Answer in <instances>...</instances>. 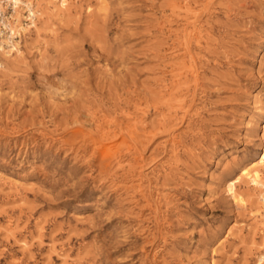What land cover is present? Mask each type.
Listing matches in <instances>:
<instances>
[{
    "label": "rangeland",
    "instance_id": "obj_1",
    "mask_svg": "<svg viewBox=\"0 0 264 264\" xmlns=\"http://www.w3.org/2000/svg\"><path fill=\"white\" fill-rule=\"evenodd\" d=\"M22 2L0 264H264V0Z\"/></svg>",
    "mask_w": 264,
    "mask_h": 264
},
{
    "label": "bare ground",
    "instance_id": "obj_2",
    "mask_svg": "<svg viewBox=\"0 0 264 264\" xmlns=\"http://www.w3.org/2000/svg\"><path fill=\"white\" fill-rule=\"evenodd\" d=\"M72 0H61V4L64 7L69 6L70 2ZM7 3L8 6L11 7L12 9V17L10 21L8 22H0V60H1V53L2 56L5 58H10L13 53H17L18 55H20V51L16 48L19 44V42H17V38L20 37L22 35V32L27 31L29 28L35 27L36 28V18H37V14L33 9V4L29 3V4H24L22 2V0H6L5 1ZM20 5H23L27 16V19L29 22V24L23 28L24 31H22V27H16V8L19 7ZM2 9V6L0 4V10ZM19 10V8H18ZM68 10V9H67ZM17 16H19V13L17 14ZM0 69H6L5 68V63L1 61L0 63ZM263 110V109H262ZM262 162H264V148H263V152L261 154V160ZM256 164H254L253 166H251V169L255 167ZM258 187L259 189H261V191H264V184L262 183H258ZM262 195L260 196L259 200L260 202L263 204L264 206V196H263V192L261 193ZM235 202L237 203V205H239V207L246 209L248 207V203L247 201L241 196V195H236L235 196ZM253 204V203H252ZM258 211V210H257ZM262 247L264 248V239H263V243H262Z\"/></svg>",
    "mask_w": 264,
    "mask_h": 264
},
{
    "label": "built area",
    "instance_id": "obj_3",
    "mask_svg": "<svg viewBox=\"0 0 264 264\" xmlns=\"http://www.w3.org/2000/svg\"><path fill=\"white\" fill-rule=\"evenodd\" d=\"M0 4L2 6V9L0 10V22L10 21L12 14L9 12L8 8H6L7 3L5 1L0 0ZM9 8H11V7H9Z\"/></svg>",
    "mask_w": 264,
    "mask_h": 264
}]
</instances>
